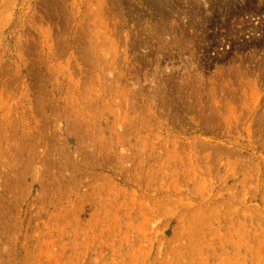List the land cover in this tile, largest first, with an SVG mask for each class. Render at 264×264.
Returning <instances> with one entry per match:
<instances>
[{
  "label": "rangeland",
  "instance_id": "374dc122",
  "mask_svg": "<svg viewBox=\"0 0 264 264\" xmlns=\"http://www.w3.org/2000/svg\"><path fill=\"white\" fill-rule=\"evenodd\" d=\"M116 1L0 0V264H264V1Z\"/></svg>",
  "mask_w": 264,
  "mask_h": 264
},
{
  "label": "bare ground",
  "instance_id": "6f19581e",
  "mask_svg": "<svg viewBox=\"0 0 264 264\" xmlns=\"http://www.w3.org/2000/svg\"><path fill=\"white\" fill-rule=\"evenodd\" d=\"M116 1V0H115ZM154 1V0H153ZM152 1V2H153ZM242 1V0H241ZM251 1V0H250ZM264 1V0H263ZM117 2V1H116ZM262 2V1H261ZM9 3V2H8ZM149 3H151V2H149ZM148 3V4H149ZM157 3V2H156ZM208 3V2H207ZM61 4V3H60ZM152 4H154V2L152 3ZM44 5V4H43ZM93 5V4H92ZM168 5V4H167ZM47 6V5H46ZM153 7V6H152ZM206 7V6H205ZM65 8V7H64ZM39 11V10H38ZM64 11V10H63ZM109 11V10H108ZM221 11V10H220ZM73 12V11H72ZM98 12V11H97ZM119 13V12H118ZM121 13V12H120ZM232 13V12H231ZM60 14V13H59ZM69 14V13H68ZM74 14V13H73ZM122 14V13H121ZM58 15V14H57ZM49 16V15H48ZM51 16V15H50ZM62 16V15H61ZM64 16V15H63ZM62 16V17H63ZM69 16V15H68ZM47 17V16H46ZM52 17H54V16H52ZM61 17V18H62ZM209 17V16H208ZM60 18V17H59ZM55 19V18H54ZM87 19V18H86ZM114 20H115V18H113ZM118 19V18H117ZM120 19V18H119ZM59 20V19H58ZM64 20H65V17H64ZM97 20L98 19H96L95 18V16H93L90 20H89V22H88V26H89V32H90V41H91V44H93V48H91L94 52H97L98 51V47H100V46H98L97 47V45H96V40L98 39V37H100V36H97V33L99 32H96L94 29H99V28H95L94 27V25L95 24H97L98 22H97ZM113 22V21H112ZM80 23V22H79ZM104 23V22H103ZM115 22H113L112 24H114ZM70 24V23H69ZM87 24V23H86ZM107 24V23H106ZM116 24V23H115ZM115 24L113 25V26H115ZM122 24V23H121ZM68 25V24H67ZM77 27V26H76ZM64 29V28H63ZM108 29H109V27H108ZM110 29H111V27H110ZM117 29H119V28H117ZM69 30H70V28H69ZM242 30V29H241ZM63 31V30H62ZM101 31V30H100ZM107 31V30H106ZM105 31V32H106ZM120 31H121V29H120ZM82 32V31H81ZM117 32V31H116ZM119 32V31H118ZM64 33V32H63ZM79 33V32H78ZM100 33V32H99ZM108 33V32H107ZM119 33H121V32H119ZM55 34V33H54ZM60 34H62V33H60ZM111 34V33H110ZM114 34H115V32H114ZM132 34V33H131ZM129 36V35H128ZM104 36H102V38H103ZM81 37H79V39H80ZM86 38V37H85ZM105 39H106V37H104ZM57 39V38H56ZM67 40H68V38H66ZM53 40V39H52ZM61 40V39H60ZM74 40V39H73ZM84 40V39H83ZM87 40V39H86ZM78 41V40H77ZM76 41V42H77ZM81 41V40H80ZM118 41V40H117ZM131 41V40H130ZM130 41H128V42H130ZM133 41H134V39H133ZM61 42V41H60ZM68 42V41H67ZM75 42V43H76ZM79 42V41H78ZM84 42V41H83ZM63 43V42H62ZM69 43V42H68ZM89 43V42H88ZM54 44V43H53ZM87 44V43H86ZM138 44V43H137ZM99 45V44H98ZM100 45H102V44H100ZM112 45V44H111ZM122 45V44H121ZM55 46V45H54ZM87 46V45H86ZM55 47H57V45L55 46ZM102 47H105V50H106V46H102ZM101 48V47H100ZM63 49V48H62ZM86 49V48H85ZM107 49L109 50V48H108V46H107ZM52 50V49H51ZM63 50H65V49H63ZM108 50H106V53H107V51ZM119 50V49H118ZM87 51V50H86ZM100 51V50H99ZM115 51H116V49H115ZM123 51V50H122ZM55 52H56V50H55ZM58 52V51H57ZM102 52V51H101ZM109 52V51H108ZM119 52H120V50H119ZM106 53H104V54H106ZM55 54V53H54ZM102 54V53H101ZM116 54V53H115ZM94 55V54H93ZM107 55H110V53H107L106 54V56ZM119 55H120V53H119ZM56 57H57V54H56ZM117 57V56H116ZM52 58H54V57H52ZM59 58V57H58ZM55 59V58H54ZM93 60H94V58H93ZM95 61V60H94ZM56 62V61H55ZM63 62H64V60H63ZM92 63V62H91ZM99 63H100V61H99ZM98 63V64H99ZM87 64V63H86ZM107 64V63H106ZM109 64V63H108ZM90 65H92V64H90ZM101 66V65H100ZM108 66V65H107ZM109 66H110V64H109ZM99 67V66H98ZM95 68H96V66H95ZM120 68V67H119ZM100 69V68H99ZM94 70V69H93ZM99 71V70H98ZM103 71V70H102ZM108 71V70H107ZM38 72V71H37ZM92 72V71H91ZM93 73V72H92ZM108 73H109V71H108ZM102 74V73H101ZM72 76H73V74H72ZM77 76V75H76ZM91 76H92V74H91ZM94 76V75H93ZM106 76V75H105ZM93 78V77H92ZM97 79V78H96ZM102 79V78H101ZM93 80V79H92ZM97 81V80H96ZM121 81V80H120ZM87 84V83H86ZM131 84V83H130ZM84 85V84H83ZM107 85V84H106ZM106 85H105V87H106ZM133 85V84H132ZM129 86V85H128ZM72 87V86H71ZM124 88V87H123ZM8 89V88H7ZM82 90V89H81ZM93 90V89H92ZM88 91V90H87ZM130 92V91H129ZM132 93V92H131ZM128 94H130V93H128ZM121 95H123V94H121ZM255 95V94H254ZM257 95V94H256ZM111 96V95H110ZM118 96V95H117ZM125 96V95H124ZM259 96H260V94H259ZM119 97V96H118ZM101 98V97H100ZM2 99V98H1ZM102 101V100H101ZM122 101V100H121ZM126 101V100H125ZM110 102V101H109ZM118 102H120V100L118 101ZM123 102V101H122ZM161 102V101H160ZM252 102H254V100H252ZM66 103V102H65ZM81 103V102H80ZM129 103V102H128ZM130 104V103H129ZM40 105V104H39ZM71 105V104H70ZM110 105L112 106L113 104H111V102H110ZM115 105V104H114ZM123 105H125V104H123ZM154 105V104H153ZM66 106V105H65ZM104 106V105H103ZM106 106V105H105ZM129 106V105H128ZM131 106V105H130ZM150 106V105H149ZM42 107V106H41ZM124 107V106H123ZM125 107H127V106H125ZM141 108L143 107V106H140ZM139 107V108H140ZM153 107V106H152ZM45 108V107H44ZM95 108V107H94ZM130 108V107H129ZM144 108V107H143ZM41 109V108H40ZM68 109H70V108H68ZM220 109V108H219ZM9 110V109H8ZM37 110H38V108H37ZM93 110V109H92ZM122 110V109H121ZM124 110H126V109H124ZM128 110H130V109H128ZM20 111V110H19ZM42 111V110H41ZM71 111V110H70ZM95 111V110H94ZM135 111V110H134ZM40 112V111H39ZM121 112V111H120ZM142 112V111H141ZM71 113H73V112H71ZM80 113V112H79ZM127 113V112H126ZM143 113V112H142ZM211 113V112H210ZM128 114V113H127ZM126 114V115H127ZM139 114H140V112H139ZM147 114V113H146ZM119 115H121V114H119ZM129 115V114H128ZM127 115V116H128ZM132 115V114H131ZM138 115V114H137ZM136 115V116H137ZM144 115V114H143ZM82 116V115H81ZM134 116V115H133ZM159 116H160V113H159ZM79 117V116H78ZM131 117V116H130ZM151 117V116H150ZM154 117V116H153ZM120 117H118V119H119ZM128 118V117H127ZM132 118V117H131ZM130 118V119H131ZM135 118V117H134ZM149 118V117H148ZM106 119V118H105ZM167 119V118H166ZM2 120V119H1ZM90 120V119H89ZM158 120V119H157ZM208 120V119H207ZM210 120V119H209ZM219 120V119H218ZM144 121H146V120H144ZM143 121V122H144ZM99 122V121H98ZM137 123V122H136ZM153 123V122H152ZM152 123H150V124H152ZM117 124V123H116ZM230 124V123H229ZM115 125V124H114ZM122 125V124H121ZM127 125V124H126ZM136 125V124H135ZM76 126V125H75ZM147 126V125H146ZM87 127H88V125H87ZM118 127H119V123H118ZM92 128V127H91ZM90 128V129H91ZM94 128V127H93ZM173 128V127H172ZM100 129V128H99ZM116 129V128H115ZM155 129V128H154ZM153 129V130H154ZM96 130V129H95ZM102 130V129H101ZM10 131V130H9ZM248 131V130H247ZM90 132V131H89ZM93 132V131H92ZM95 132V131H94ZM118 132V131H117ZM122 132V131H121ZM120 132V133H121ZM135 132V131H134ZM96 133V132H95ZM249 133V132H248ZM3 134V133H2ZM5 134V133H4ZM127 134H128V132H127ZM124 135V134H123ZM0 136H2L1 134H0ZM119 137H120V134L118 135ZM127 136V135H126ZM151 136V135H150ZM8 137V136H7ZM24 137V136H23ZM53 137V136H52ZM85 137V136H84ZM123 137V136H122ZM9 138V137H8ZM21 138V137H20ZM126 138V137H125ZM1 139V138H0ZM87 139V138H86ZM31 140V139H30ZM120 140H121V138H120ZM125 139H123V141H124ZM34 141V140H33ZM84 141V140H83ZM89 141V140H88ZM94 141V140H93ZM99 141V140H98ZM122 141V140H121ZM22 142H23V140H22ZM87 142V141H86ZM105 142V141H104ZM124 142H126V141H124ZM17 143V142H16ZM110 143V142H109ZM176 143H178V142H176ZM7 144V143H6ZM24 144V143H23ZM154 144V143H153ZM196 144V143H195ZM26 145V144H25ZM79 145V144H78ZM77 145V146H78ZM85 145V144H84ZM103 145H105V144H103ZM28 146V145H27ZM76 146V147H77ZM82 146H83V143H82ZM89 146H90V144H89ZM96 146V145H95ZM109 146V145H108ZM111 146V145H110ZM46 147V146H45ZM49 147V146H48ZM60 147V146H59ZM63 147V146H62ZM87 147V146H86ZM210 147H212V146H210ZM217 147V146H216ZM228 147V146H227ZM226 147V148H227ZM29 148V147H28ZM44 148V147H43ZM84 148V147H83ZM123 148V147H122ZM134 148V147H133ZM178 148V147H177ZM184 148V147H183ZM220 148V147H219ZM231 148V147H230ZM22 149V148H21ZM54 149H56V147L54 148ZM110 149V148H109ZM121 149V148H120ZM176 149V148H175ZM180 149V148H179ZM213 149H214V147H213ZM216 149V148H215ZM214 149V150H215ZM234 149H235V147H234ZM25 150V149H24ZM33 150V149H32ZM77 150V149H76ZM80 150V149H79ZM92 150V149H91ZM124 150H127V148L126 149H124ZM14 151V150H13ZM26 151V150H25ZM44 151V150H43ZM57 151V150H56ZM61 151H63V149L61 150ZM81 151V150H80ZM108 151V150H107ZM145 151V150H144ZM1 152V151H0ZM33 152V151H32ZM127 152V151H126ZM180 152H181V150H180ZM4 153V152H3ZM6 153V152H5ZM37 153V152H36ZM50 153V152H49ZM62 153V152H61ZM60 152H59V154L60 155H62ZM64 153V152H63ZM87 153V152H86ZM93 153V152H92ZM96 153H97V151H96ZM107 153V152H106ZM123 153V152H122ZM127 153H129V152H127ZM137 153H139V152H137ZM145 153V152H144ZM154 153H155V151H154ZM16 154V153H15ZM33 154V153H32ZM38 154V153H37ZM48 154V153H47ZM53 154V153H52ZM57 154V153H56ZM88 154V153H87ZM124 154V153H123ZM123 154H121V155H123ZM40 155V154H39ZM66 155V154H65ZM64 155V156H65ZM69 155V154H68ZM72 155H73V152H72ZM130 155V154H129ZM178 155V154H177ZM210 155V154H209ZM25 156V155H24ZM29 156H31V155H29ZM37 156V155H36ZM47 156V155H46ZM50 156V155H49ZM70 156V155H69ZM75 156V155H74ZM181 156V155H180ZM203 156V155H202ZM28 157V156H27ZM37 157H40V156H37ZM81 157V156H80ZM88 157V156H87ZM118 158H119V156H117ZM201 157V156H200ZM228 157H229V155H228ZM16 158H17V156H16ZM20 158V157H19ZM32 158V157H31ZM60 157H58V159H59ZM62 158V157H61ZM66 158V157H65ZM74 158V157H73ZM72 158V159H73ZM131 158V157H130ZM26 159H28V160H30L29 159V157L28 158H26ZM34 159V158H33ZM37 159V158H36ZM46 159V158H45ZM53 159V158H52ZM69 159H71V157L69 158ZM117 159V158H116ZM124 159V158H123ZM133 159V158H132ZM183 159V158H182ZM32 160V159H31ZM30 160V161H31ZM55 160V159H54ZM67 160V159H66ZM103 160V159H102ZM119 160V159H118ZM125 160V159H124ZM33 161V160H32ZM45 161V160H44ZM64 161V160H63ZM130 161V160H129ZM189 161V160H188ZM28 162V161H27ZM66 162V161H65ZM71 162V161H70ZM74 162H76V161H74ZM120 162V161H119ZM67 163H69V162H67ZM80 163H81V161H80ZM134 163V162H133ZM142 164V163H141ZM252 164V163H251ZM250 164V165H251ZM51 165V164H50ZM66 165V164H65ZM118 165V164H117ZM214 165V164H213ZM237 165V164H236ZM140 166V165H139ZM238 166V165H237ZM29 167V166H28ZM28 167H27V169H28ZM127 167V166H126ZM235 167V166H234ZM38 168V167H37ZM184 168V167H183ZM213 169V168H212ZM173 170V169H172ZM183 171V170H182ZM190 171V170H189ZM213 171V170H212ZM75 173V172H74ZM56 174H57V172H56ZM58 175V174H57ZM190 175V174H189ZM232 175V174H231ZM2 176V175H1ZM178 177V176H177ZM251 177V176H250ZM178 178H180V177H178ZM178 178H177V181L179 182V180H178ZM249 178V177H248ZM192 179V178H191ZM250 179V178H249ZM190 181V180H189ZM241 181V180H240ZM55 182V181H54ZM192 182H193V180H192ZM244 182V181H243ZM162 183V182H161ZM179 184V183H178ZM177 184V185H178ZM187 185V184H186ZM189 185H192L191 184V182L189 183ZM251 185H253V184H251ZM170 186V185H169ZM180 186V185H179ZM189 189V188H188ZM173 190V189H172ZM246 190V189H245ZM115 199V198H114ZM158 203V202H157ZM143 208V207H142ZM94 210V209H93ZM134 226V225H133ZM129 228V227H128ZM128 230V229H127ZM104 231V230H103ZM208 239H210V238H208ZM237 241V240H236ZM91 243V242H90ZM100 243V242H99ZM57 244V243H56ZM88 249V248H87ZM202 249V248H201ZM224 249V248H223ZM261 249H263V248H261ZM82 251V250H81ZM202 252H203V250H202ZM262 252V251H261ZM204 253V252H203ZM262 254V253H261ZM80 255V254H79ZM222 255V254H221ZM82 256V255H81ZM40 257V256H39ZM83 260H84V258H82ZM81 259V260H82ZM95 259V258H94ZM229 259V258H228ZM237 259V258H236ZM73 260V259H72ZM50 262V261H49ZM233 262V261H232Z\"/></svg>",
  "mask_w": 264,
  "mask_h": 264
}]
</instances>
